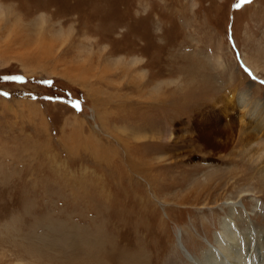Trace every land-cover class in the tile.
I'll return each mask as SVG.
<instances>
[{
	"label": "rangeland",
	"instance_id": "obj_1",
	"mask_svg": "<svg viewBox=\"0 0 264 264\" xmlns=\"http://www.w3.org/2000/svg\"><path fill=\"white\" fill-rule=\"evenodd\" d=\"M262 47L264 0H0V264H52L26 243L59 255L80 229L191 264L244 187L264 226L238 144V96L264 103Z\"/></svg>",
	"mask_w": 264,
	"mask_h": 264
},
{
	"label": "bare ground",
	"instance_id": "obj_2",
	"mask_svg": "<svg viewBox=\"0 0 264 264\" xmlns=\"http://www.w3.org/2000/svg\"><path fill=\"white\" fill-rule=\"evenodd\" d=\"M247 30H249V29H247ZM260 50H261V52H260ZM256 51H257V49H256ZM258 53L261 55L260 56L261 58L264 57V49H263V47H262V49H260V48L258 49ZM256 57H259V56H256ZM243 59H245V61H247V64L251 65V67L255 71L256 70L260 71L259 67L257 65H255L252 61H250L251 59L248 60L249 58H246V56ZM259 60H261V59H259ZM254 61H255V59H254ZM262 61H264V60H262ZM221 63H223V62H221ZM257 63H259V62H257ZM238 101L241 104V107L239 108L240 112H242V114H240L241 115V118H240V127H241L240 132H241V136L238 139L239 150H240V153L242 155H240L239 160L243 162V165L247 166V170L244 171V175H243L242 178L244 180H246V179H248L250 177H255L256 176L258 178V180L264 185V103L252 99L245 92L241 93L238 96ZM132 148L135 149L136 147L133 146ZM95 153H96V155L100 156V154L96 150H95ZM101 157H104V156H101ZM104 158H106V156ZM111 159H110V161H112ZM245 160L247 162H245ZM104 161H105V159H104ZM118 163H119V161H118ZM251 169H252V171L255 169L256 173L254 174L252 172H248V170H251ZM213 175L214 174H210L209 176H207L208 179H206V180L207 181L210 180ZM219 185H221V184L218 183V186ZM239 191H240L239 195L227 198V201L225 203L226 207H225L224 217L221 218V223H220V228H219L220 231L217 234H215V236H214V243L215 244H213V245L211 244L212 246L209 244L211 247H209L208 250L206 249L204 252H202V255H200L199 260H196L197 257L195 259L193 256H189V259L191 260V264H264V226H260L261 227L260 228L258 225L256 226V224H253L252 222H250V220L249 221H245L244 215L242 214V211H241V209L239 208V205H238V203L239 202L241 203V200L243 201L245 198L250 197L251 198L250 200H254L257 197H255V193H252V192L250 194L248 193L250 191H253L252 189L244 187V188H241ZM83 192L85 193V190H83ZM198 192L199 191L197 189L193 190V193H198ZM78 193H79V191H78ZM188 197H189V194L186 197H182V198L180 197V199H178L177 202L178 203H184L183 201H187ZM196 197H198V195L197 196L195 195V198ZM86 202H87V200H86ZM245 202H246V204H248L249 207L252 204L251 206L253 207L254 211L257 210V209L259 210V207H262L261 205H259V202H258L257 199L255 201H253V202L251 201L252 202L251 204H249L250 202H248V200L245 201ZM78 204L76 205V207L77 206L79 207ZM94 206L96 208V205H94ZM81 207H83V206H81ZM92 207H91V209H92ZM213 207H210V208H213ZM205 208L207 209V207H204V211L206 210ZM94 211H96V210H94ZM78 212H80V211L78 210ZM100 213H101V211H100ZM76 214L78 215V213H76ZM85 214H87V213H85ZM47 215H50V214H47ZM67 215H70V214H67ZM261 216H264V215H261ZM48 217L49 216H47V218ZM63 217H65V216H63ZM69 217L70 216H68V218ZM257 217H259V215L254 217V219L257 218ZM47 218H45V219H47ZM49 218H48V220L51 219V218L50 219ZM70 218H71V220L73 219L72 217H70ZM40 219H42V217ZM261 219H262V217H261ZM56 220H58V219H55V221ZM101 220H102V218H101ZM37 221H38V219H37ZM40 221H42V220H40ZM43 221H42V224H40L42 226L41 228L46 227V226H43L45 224V222L43 224ZM240 221H245L246 222L244 224L245 226H243V228L241 227V225H243V224H242V222L240 223ZM56 222H58V221H56ZM92 222H93V220H92ZM34 223H35V221H34ZM48 224H49V222H48ZM53 224H56V223L53 222ZM65 224H66V222H65ZM72 224L74 225L73 222H72ZM77 224H79V223H77ZM101 224L102 223L100 222V225ZM46 225H47V223H46ZM70 225H71V223H70ZM30 226H31V224H30ZM47 226H49V225H47ZM67 226H68L67 229L69 230V225L67 224ZM78 226L79 225H77V227ZM13 227H14V225H13ZM38 227H39V223H38ZM74 227L75 228H73V230L76 229V226H74ZM110 227H111V225H110ZM131 227L132 226L130 225V229H131ZM12 228H10V229H12ZM15 228H16V226H15ZM36 228L37 227H35V229ZM54 228H53V230H54ZM62 228H63V226H62ZM81 228H82V226H81ZM88 228H89V225H88ZM104 228H106V227H104ZM17 229H20V228H17ZM32 229H34V228H32ZM65 229H66V227H65ZM77 229H80V228H77ZM80 230L83 232V229H80ZM96 230H99V229H96ZM102 230L103 229H101V233H103ZM128 230H129V228H128ZM13 231H15V230H13ZM50 231H51V229H50ZM56 232H57V230H56ZM61 232H63V231L60 230V233ZM82 232H81V234L79 233V236L77 237V239H74V240H76L75 241V245L71 244V246L61 247L60 249L62 250V252H60L59 255L52 254L50 249L49 250L48 249L45 250V252H44V250H40L39 247L41 248L43 246V244H42L43 241H39V242H34L33 241V242H29V243L27 242L26 243V247H24V250L26 248V250H27L26 251L27 252L26 255L27 256H31L33 258H35V256H36L35 259H40V260H43V261H53V263H56V264H160V262H158V261H154L153 263L149 262V259L147 257L148 256L147 255V253H148L147 250L146 249H141V247L139 245H138L139 249L135 248L136 250L135 249L133 250L131 248L132 250H129L130 247H129V249H125V248L119 247V245H118L119 243L115 242L114 238H110V239L102 238L101 237L102 234L101 233H100L101 235L97 234V232H95V229L93 231L95 233H92L91 231H90L91 232L90 233L89 231H87L89 233L84 232L82 234ZM34 233H35V231H34ZM34 233L33 234L31 233V234L36 236L37 233H35V234ZM69 233H70V231H69ZM61 234H64V232L61 233ZM61 234H60V236H61ZM76 234L74 236H76ZM105 234L106 233H104V235ZM55 235H57V234H55ZM66 236H68V235H66ZM189 237L191 239L194 238L193 235H189ZM4 238H6V237H4ZM43 238H44V236H43ZM65 238H67V237H65ZM69 238L71 239L70 241H72L71 236ZM49 239H53V238H49ZM2 240H0V241H2ZM15 240H16V242H18L17 239H15ZM57 240L54 239V240L48 242V239H47L46 240L47 242L44 243V249L45 248H50L53 245L57 246V243H60ZM65 242L67 243V245L70 243V242L69 243L67 242V239H66ZM14 244L15 243H13L12 245H14ZM61 244H64V242H62V240H61ZM21 245L24 246L25 244H21ZM110 247H111V249H110ZM65 248L71 249L72 251H66V250H64ZM76 250L80 254L79 257H81L82 263L79 262V257L78 258H74L75 255L72 256L73 251L76 252Z\"/></svg>",
	"mask_w": 264,
	"mask_h": 264
},
{
	"label": "snow or ice",
	"instance_id": "obj_3",
	"mask_svg": "<svg viewBox=\"0 0 264 264\" xmlns=\"http://www.w3.org/2000/svg\"><path fill=\"white\" fill-rule=\"evenodd\" d=\"M249 2H250V0H249Z\"/></svg>",
	"mask_w": 264,
	"mask_h": 264
}]
</instances>
